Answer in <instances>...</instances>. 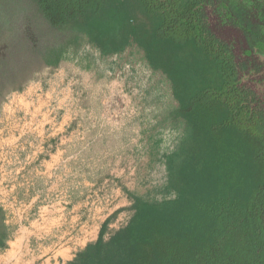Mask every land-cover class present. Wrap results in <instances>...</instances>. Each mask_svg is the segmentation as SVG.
<instances>
[{
  "label": "trees",
  "instance_id": "obj_1",
  "mask_svg": "<svg viewBox=\"0 0 264 264\" xmlns=\"http://www.w3.org/2000/svg\"><path fill=\"white\" fill-rule=\"evenodd\" d=\"M218 4L0 0V105L29 79L34 60L58 66L70 40L85 36L105 55L133 39L170 80L171 116L186 123L164 156L174 197L135 198L123 227L105 238L106 218L67 264H264V98L244 82L253 60L239 61L235 42L212 26ZM240 20L232 27L247 49L260 23ZM3 228L0 207V247Z\"/></svg>",
  "mask_w": 264,
  "mask_h": 264
},
{
  "label": "rangeland",
  "instance_id": "obj_2",
  "mask_svg": "<svg viewBox=\"0 0 264 264\" xmlns=\"http://www.w3.org/2000/svg\"><path fill=\"white\" fill-rule=\"evenodd\" d=\"M218 1L212 26L235 42L239 61L253 60L244 82L264 98V0ZM240 19L262 26L247 49L233 28ZM177 106L170 80L133 39L104 55L81 36L58 66L34 60L29 79L0 105V264H67L106 218L105 238L123 227L135 198L174 197L163 143L185 130L171 116Z\"/></svg>",
  "mask_w": 264,
  "mask_h": 264
},
{
  "label": "clouds",
  "instance_id": "obj_3",
  "mask_svg": "<svg viewBox=\"0 0 264 264\" xmlns=\"http://www.w3.org/2000/svg\"><path fill=\"white\" fill-rule=\"evenodd\" d=\"M45 74H46V72L41 73L40 75L43 76ZM35 86L39 87L40 82L37 81ZM57 131H59V129L52 130V131H50L49 134L52 136H55ZM182 136H183V133L180 130H178V129L171 130L170 132H168L165 135L163 147L168 149L169 151H175V148H176L177 144L179 143L180 139L182 138Z\"/></svg>",
  "mask_w": 264,
  "mask_h": 264
}]
</instances>
